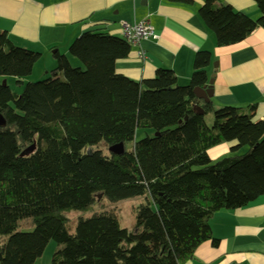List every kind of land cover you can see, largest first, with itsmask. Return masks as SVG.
I'll return each mask as SVG.
<instances>
[{
  "label": "trees",
  "instance_id": "1",
  "mask_svg": "<svg viewBox=\"0 0 264 264\" xmlns=\"http://www.w3.org/2000/svg\"><path fill=\"white\" fill-rule=\"evenodd\" d=\"M202 2L199 16L219 48L240 45L264 27V0H254L258 20L220 0ZM131 52L124 39L87 33L69 49L83 69L57 54L48 79L25 84L41 55L0 32V79L24 87L16 95L0 82L6 124L0 128V237L8 238L0 264H36L51 243L57 245L51 264H185L203 244L219 246L210 227L215 214L264 198V120L255 122L256 108L215 110L211 100L200 104L203 116L194 111L212 54L197 53L190 85L179 87L170 70L139 83L117 74L116 64ZM207 115L214 117L212 128ZM138 131L154 135L137 141ZM230 143H236L233 156L213 163L209 151ZM118 145L125 153L112 155ZM243 148L248 152L238 156ZM100 199V211L72 232L66 214L90 213ZM133 199L144 200L135 210L144 219L129 231L103 203ZM25 220H32V233H18Z\"/></svg>",
  "mask_w": 264,
  "mask_h": 264
},
{
  "label": "crops",
  "instance_id": "2",
  "mask_svg": "<svg viewBox=\"0 0 264 264\" xmlns=\"http://www.w3.org/2000/svg\"><path fill=\"white\" fill-rule=\"evenodd\" d=\"M220 1L237 14L253 20L261 17L254 0ZM202 5V0L189 5H172L166 0H0V32L6 33L14 46L40 54L39 64H46L43 70L48 75L56 68L57 54L65 56L73 68L83 69L69 54L82 35L103 33L123 39V23L148 21L157 39L141 43L146 61L141 62L139 48L132 47L128 59L116 64L117 74L139 83L154 79L159 70H170L178 84H190L197 53L210 52L212 64L207 75L208 80L215 75L214 109L253 106L255 122L263 121L264 27L240 45L219 48L215 35L199 16ZM235 145L210 150L211 161L226 156ZM210 227L219 246L203 244L185 264H264V198L246 209L215 214ZM44 257L36 264H51V259Z\"/></svg>",
  "mask_w": 264,
  "mask_h": 264
},
{
  "label": "rangeland",
  "instance_id": "3",
  "mask_svg": "<svg viewBox=\"0 0 264 264\" xmlns=\"http://www.w3.org/2000/svg\"><path fill=\"white\" fill-rule=\"evenodd\" d=\"M51 57L53 58L52 54H51ZM55 61H56V68H57V65H58L57 60L55 59ZM45 65L46 64L43 65L42 63L39 64V62H38L36 65V68H35V74L33 73V75L29 79L26 80L25 84L26 83L42 82V81L48 79L51 75L50 74L51 72H49L48 75H44L45 72L43 70V67ZM3 81L7 82V86L10 88L12 93H14L16 95H20L22 93L24 87L20 88L19 86H17L15 79H13V78H8L5 80L0 79V82H3ZM188 85H190V84H179V87H186ZM213 121H214L213 115H207L205 117V123L210 128H212V126H213ZM153 135H154V133L151 131H147V132L138 131L137 136H136V140L140 141V140L146 138L147 136L151 137ZM231 148L232 147L229 148V152H227L226 156H217L213 163H217V162H219L225 158L232 157L233 154H231ZM99 149L101 151H103V154L105 156L109 155V151L105 147L100 146ZM126 149L128 152H131L133 149V144H127ZM247 152H248V149L243 148L239 151V153L237 155L243 156ZM100 200L101 201H99V203L94 206V208H93L94 210H92L90 213L71 212V213L66 214V217L69 220V224H70V228H71L72 232H74L76 230L80 220L90 219L94 216V214H96L100 211V206H101L100 204L103 202L102 199H100ZM143 203H144V200H142V199H133V200H128V201H123L117 205L109 206L108 202L104 201L103 209L114 210L118 216V220L120 222L121 227L123 229H127V230L131 231L134 229V227H136V225H138L142 221V219H144V218H141L140 220H137L136 213H135L136 212L135 210H137V208L140 205H142ZM33 231H34V224H33L32 220H25L19 224L18 233H32ZM7 240H8L7 237H0V246L4 245L7 242ZM53 249H55V252H56V250H57L56 243L50 244V247L46 250V252L44 254L45 257L43 256L44 257L43 260H49V259L52 260V257L55 253V252H53Z\"/></svg>",
  "mask_w": 264,
  "mask_h": 264
},
{
  "label": "built area",
  "instance_id": "4",
  "mask_svg": "<svg viewBox=\"0 0 264 264\" xmlns=\"http://www.w3.org/2000/svg\"><path fill=\"white\" fill-rule=\"evenodd\" d=\"M121 29L123 39L126 40L132 47L139 48L138 58L141 62H145L147 56L145 51L141 48V43L150 39H157L149 22L144 21L139 24L123 23L121 25Z\"/></svg>",
  "mask_w": 264,
  "mask_h": 264
},
{
  "label": "water",
  "instance_id": "5",
  "mask_svg": "<svg viewBox=\"0 0 264 264\" xmlns=\"http://www.w3.org/2000/svg\"><path fill=\"white\" fill-rule=\"evenodd\" d=\"M215 72L217 70V64L214 65ZM215 80V75L211 77L206 87L203 89H196L194 94L196 97L195 105H194V111L199 114L200 116L204 115V111L202 107L200 106L201 103H204L205 105L209 104L211 99L213 98V83ZM3 86H7V82H2ZM0 128L4 129L6 128V124L3 121L2 118H0ZM35 150V146H33L31 149L27 150L21 157L30 155ZM110 153L115 156H121L125 153L124 145H118L113 148H111Z\"/></svg>",
  "mask_w": 264,
  "mask_h": 264
}]
</instances>
